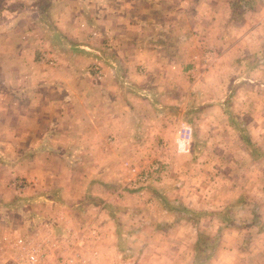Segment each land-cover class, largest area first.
<instances>
[{
  "label": "crops",
  "instance_id": "1",
  "mask_svg": "<svg viewBox=\"0 0 264 264\" xmlns=\"http://www.w3.org/2000/svg\"><path fill=\"white\" fill-rule=\"evenodd\" d=\"M192 1L193 11L175 15L160 10L168 9L171 0H0V204L9 195V206L20 208L22 200L40 212L43 208L37 202L52 183L58 189L50 193L67 195L72 186L80 192L78 197L98 196L104 201L103 196H115L106 187L119 174L131 183L136 172L154 165L150 184L159 179L187 181L189 185L171 191L184 192L193 200L197 191L189 180L201 178L195 165L202 167V160H208L193 151L197 126L200 132L202 126L211 131L216 127L222 137L217 146L233 148L242 154L244 165L255 167L258 162L252 158L251 146L244 144L229 118L228 96L195 90L208 84L214 53L221 51L220 58L228 60L244 39L252 37L253 47L261 40L264 0H252L254 6L245 9L237 22L234 0H186ZM163 21L174 25L166 33L161 30ZM174 32L180 41L171 45L166 37ZM195 47L202 52H194ZM41 51L52 53L55 65L39 61ZM96 62L102 66L99 78L90 70ZM200 64L203 69H198ZM254 65L256 71H264V59ZM249 82L254 104L261 105L264 81ZM250 111L251 118L264 115V109ZM248 132L251 135L252 129ZM221 155V165L232 159ZM232 160L241 162L239 156ZM243 169L238 171L239 180L258 181L255 172ZM225 171L219 168V173ZM98 184H104L105 190ZM145 185L137 183L133 190ZM255 189L249 185L248 193L255 194ZM93 209L97 211L91 220L79 224L72 234L58 233L54 221L43 219L19 233L9 230L11 237L4 232L0 238L16 264L30 257L33 264H47L52 258L58 263L66 254L73 255L77 264H98L108 258L99 251L102 232L96 217L104 205L95 204ZM251 226L257 233L250 251L230 246L239 244L241 237H220L204 264H264V218L261 224L251 220L237 228L251 230ZM87 239L92 241L91 249L84 250ZM169 257L175 260L182 255Z\"/></svg>",
  "mask_w": 264,
  "mask_h": 264
},
{
  "label": "rangeland",
  "instance_id": "2",
  "mask_svg": "<svg viewBox=\"0 0 264 264\" xmlns=\"http://www.w3.org/2000/svg\"><path fill=\"white\" fill-rule=\"evenodd\" d=\"M171 2L170 6H166L168 9L163 10L162 6L160 10L163 13L170 12L175 15H180L183 11L189 14L194 9L192 6L195 5V1L187 3L186 0H171ZM144 9L148 11L147 8ZM149 11L153 10L149 9ZM240 12V9L236 8L235 13L237 14L234 16L239 15ZM237 18L239 19L240 16ZM169 22L164 24L163 21L161 24V30L165 33L170 31L171 26H174ZM181 24L183 25L182 33L186 34L187 29L185 30L184 24ZM176 26L178 27V25ZM176 29L174 28V30ZM174 33L167 35L170 37H166L170 38L171 45L180 41V35ZM251 43H254L252 37L241 41V49H238L228 60L220 58L221 51L214 53L215 58L212 60L215 62L208 68L211 73L209 76L208 74L204 75L208 76L210 80H207L206 86H197L199 88L195 91L211 93V95H216L220 91V94L225 93L228 96L226 109L232 111L229 118L231 122L236 123L237 133L244 144L251 146L249 149L252 158L258 162L253 169L242 163V154L235 153L233 148L222 150L217 146V142L222 137L216 127H213L211 131L202 126L204 131L200 132L201 127L197 126L193 130V142H195L193 151L199 158L208 157V160H202L204 162L202 167L198 164L195 165L196 174L201 175V178L189 180L197 191L193 200L183 190V194L171 191L172 188H182L183 183L189 185L187 181L182 182L180 179L176 182L173 180L160 182L159 179L142 186L141 189L133 190L136 187L127 179H121L119 174L118 178L112 180L106 187V190L111 195L114 193L115 196H103L104 201L98 196L78 197L80 192L72 186L66 190L67 195H59L56 190H52L54 192L50 193L51 189H58L57 184L52 183L50 189H47L49 190L47 195H43L37 202L43 208L40 212H34L33 208L23 203L26 201L22 200L19 201L20 208L11 207L8 204L10 203L9 195L4 197V204H0V237L9 230H12L11 232L16 230L19 233L20 230L29 228L30 224L35 221L43 219L54 221L55 225L53 226L58 233L67 230L72 234L77 231L79 224L84 225L91 220L97 211L93 209V205L95 207L97 204L99 207L103 204L104 210L96 213L100 223L99 227H101L99 230L102 232V239L97 241L100 244L99 251H102L101 257L107 256L108 258H105L106 260L101 258L100 262L98 260V264H106V262L108 264H192L199 232L207 238V242L206 240L202 241L198 252L204 249L207 251L212 241L216 243V250L220 244L219 238L224 236L241 237L242 241L239 244L231 243L230 246L236 245L242 247L238 250L250 251L255 243L252 238L256 235L257 230L253 226L250 227L251 230L237 227L251 220L261 224V219L264 218V159H262L264 157V131H262L264 115L261 116L258 113L257 117L254 115L251 118L250 111L252 109L255 114L256 109L258 112L263 110L264 102L261 105L257 102L254 104V100L251 98V82H249V80L255 81L259 78L264 81V71L259 72L262 68H257V71L253 68L256 62L264 59V35L261 40H258L255 47ZM194 52L199 54L202 52V48L195 47ZM204 54L205 52L203 57ZM198 69H203V66L200 64ZM252 122H257L258 125L252 124ZM257 128L261 130L257 132ZM250 129H252L251 135L248 132ZM223 135L227 140L225 134ZM246 139L249 143H246ZM219 152L224 154L221 155L223 158L231 156L233 159L239 156L241 162L234 163L231 159L221 165L222 160H219ZM244 166L245 169H243ZM219 168L226 169V171L219 173ZM241 168L247 170L246 172H255L258 181L257 178L250 181H248L249 178L246 181L239 180L237 176L241 175L238 172L242 170ZM119 173L121 172L119 171ZM261 177L262 179H260ZM249 185L256 188L255 194L248 193ZM98 186L105 190L104 184H98ZM163 199H166L168 204ZM182 207H186L189 212L183 211ZM15 211L21 215V218ZM221 216L228 220L222 222ZM65 220L66 224H58ZM177 222L178 225H176ZM227 222L231 225H227ZM5 223L11 224V227L3 226ZM80 232L82 233V230ZM9 234L10 231L6 237L13 236ZM0 241V264H16V259H12L13 253H10L9 256L7 245L3 244L1 238ZM6 242L8 241L6 240ZM91 245V239H87L83 249L89 250ZM170 253H178L182 257H177L174 260L169 257ZM204 257L205 254L201 253L200 258ZM91 264H94V261Z\"/></svg>",
  "mask_w": 264,
  "mask_h": 264
},
{
  "label": "built area",
  "instance_id": "3",
  "mask_svg": "<svg viewBox=\"0 0 264 264\" xmlns=\"http://www.w3.org/2000/svg\"><path fill=\"white\" fill-rule=\"evenodd\" d=\"M39 61L45 62L51 66L55 65V63H56L55 57L49 51H41L39 54ZM101 67L102 66L99 62H96V63H93L92 65H90V70L92 71V73L94 74L95 77H98V78L101 77V75H102V68ZM156 169H157V166L154 165V166H151L149 168V170L146 172L145 171L136 172L134 177H132V179L130 180L131 184L134 186H136L137 183L141 184V185L148 184L152 179L150 174L153 173L154 170H156ZM19 185H20V183H19ZM17 243L21 244L22 239L18 238ZM52 259L48 260L47 264H77L75 261V257L71 254H66L65 258L60 259L58 261V263L54 262ZM33 260H34L33 257H30L29 259L27 258V260L25 258V260L23 261L22 264H33Z\"/></svg>",
  "mask_w": 264,
  "mask_h": 264
},
{
  "label": "trees",
  "instance_id": "4",
  "mask_svg": "<svg viewBox=\"0 0 264 264\" xmlns=\"http://www.w3.org/2000/svg\"><path fill=\"white\" fill-rule=\"evenodd\" d=\"M239 1H240V3H239ZM254 2L252 1V0H234V7H233V9H234V11H235V9L237 8H239L240 9V14L239 15H237V16H240V18L238 19V18H236V16H234V14H237V13H235L234 12V14H233V18H234V20L237 22V21H239V20H241L242 18V14H243V12H244V10L245 9H250V8H252L253 6H254ZM246 143H249V141L246 139ZM163 201L166 203V204H168V201L166 200V199H163ZM170 206V205H169ZM169 206H167V207H169ZM182 210L183 211H185V212H189V210L186 208V207H182ZM198 214V213H197ZM199 216H200V214H199ZM197 219V218H196ZM221 219H222V222H226L228 219L226 218V217H224V216H221ZM230 222V221H229ZM229 222H227V225H231ZM207 238L202 234V233H198V237H197V241H196V247H195V258H194V262H193V264H204L205 262H207V260H209L210 258H211V256L214 254V252H215V241H212L211 243H210V245H209V247H208V250L207 251H205V249L204 250H202V251H200V252H198L197 250H198V248H199V246H200V244L202 243V241L203 240H206ZM206 242H207V240H206ZM207 245H208V243H207ZM208 252V253H207ZM201 253H204L205 254V257L203 258V259H201L200 258V255H201Z\"/></svg>",
  "mask_w": 264,
  "mask_h": 264
}]
</instances>
